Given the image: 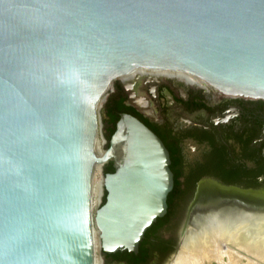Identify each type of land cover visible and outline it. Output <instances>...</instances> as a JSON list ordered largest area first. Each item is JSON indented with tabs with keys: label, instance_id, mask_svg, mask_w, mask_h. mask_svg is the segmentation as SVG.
Returning a JSON list of instances; mask_svg holds the SVG:
<instances>
[{
	"label": "water",
	"instance_id": "water-1",
	"mask_svg": "<svg viewBox=\"0 0 264 264\" xmlns=\"http://www.w3.org/2000/svg\"><path fill=\"white\" fill-rule=\"evenodd\" d=\"M139 68L264 98V0H0V264H96V230L106 264L103 253L138 254L167 215L175 177L163 140L128 113L109 144L103 130L114 81ZM231 203L215 207L251 213Z\"/></svg>",
	"mask_w": 264,
	"mask_h": 264
},
{
	"label": "flooded vegetation",
	"instance_id": "flooded-vegetation-1",
	"mask_svg": "<svg viewBox=\"0 0 264 264\" xmlns=\"http://www.w3.org/2000/svg\"><path fill=\"white\" fill-rule=\"evenodd\" d=\"M117 95L128 114L163 140L178 183L166 222L150 240L147 264H164L181 246L189 223L216 212L221 200L233 202L235 207L228 205L232 212L243 205L259 215L264 204L263 97L230 92L193 75L182 79L141 70L114 81L110 99ZM106 117L104 110L103 121ZM217 186L244 194L222 198Z\"/></svg>",
	"mask_w": 264,
	"mask_h": 264
},
{
	"label": "bare ground",
	"instance_id": "bare-ground-1",
	"mask_svg": "<svg viewBox=\"0 0 264 264\" xmlns=\"http://www.w3.org/2000/svg\"><path fill=\"white\" fill-rule=\"evenodd\" d=\"M137 70L172 73L182 79L192 75L183 71ZM97 144L98 136L96 152L102 155L103 151L98 149ZM103 184L101 166H97L92 192L94 209L102 201ZM217 211L205 215L200 228L189 226L181 250L170 264H264V215L230 213L224 217L221 211ZM95 236L96 247L101 248L97 230ZM96 264H102V258L96 256Z\"/></svg>",
	"mask_w": 264,
	"mask_h": 264
},
{
	"label": "trees",
	"instance_id": "trees-1",
	"mask_svg": "<svg viewBox=\"0 0 264 264\" xmlns=\"http://www.w3.org/2000/svg\"><path fill=\"white\" fill-rule=\"evenodd\" d=\"M129 109L126 108L124 104V99L121 98L119 95L112 97L109 99L106 107L105 113L106 118H104V131L105 136L107 138L108 144L116 131L117 123L120 119L122 113H129ZM108 148V145H107ZM115 171L114 163L111 161L105 166V173H113ZM175 189L178 188L177 181L175 182ZM106 196L104 197V202L106 201ZM171 201V197L169 195L168 204ZM166 222V217L159 218L156 223L153 224L151 228L148 229L146 235L142 242L140 243L139 253L135 254L130 251H119L114 254H107L103 253L106 257V264H110V261H125L127 264H147L151 258V249L149 247L150 240L152 236L158 232ZM177 249L173 250V253L176 252ZM172 253V254H173Z\"/></svg>",
	"mask_w": 264,
	"mask_h": 264
},
{
	"label": "rangeland",
	"instance_id": "rangeland-1",
	"mask_svg": "<svg viewBox=\"0 0 264 264\" xmlns=\"http://www.w3.org/2000/svg\"><path fill=\"white\" fill-rule=\"evenodd\" d=\"M109 99H110V96L108 95V97H107V100H106V102L104 103V105L102 106V109H101V112H102V114L104 113V110H105V107H106V105H107V103H108V101H109ZM103 130H104V128H103ZM99 136L101 137L102 136V133L100 132L99 133ZM107 148V147H106ZM178 252V250H176V252H174V253H177ZM173 253V254H174ZM178 255V254H177ZM96 256L98 257V258H101V248L97 245V247H96ZM246 260H244V262H245ZM167 262V260L164 262V264Z\"/></svg>",
	"mask_w": 264,
	"mask_h": 264
},
{
	"label": "built area",
	"instance_id": "built-area-1",
	"mask_svg": "<svg viewBox=\"0 0 264 264\" xmlns=\"http://www.w3.org/2000/svg\"><path fill=\"white\" fill-rule=\"evenodd\" d=\"M97 147H98V149L100 148V150H102L103 153L105 152L106 147H107V141H106V139L103 136L100 137L98 135V144H97Z\"/></svg>",
	"mask_w": 264,
	"mask_h": 264
}]
</instances>
